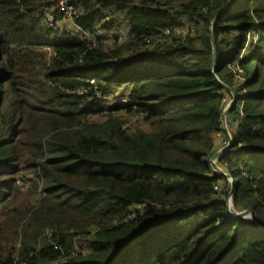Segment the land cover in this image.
<instances>
[{
  "label": "trees",
  "instance_id": "1",
  "mask_svg": "<svg viewBox=\"0 0 264 264\" xmlns=\"http://www.w3.org/2000/svg\"><path fill=\"white\" fill-rule=\"evenodd\" d=\"M228 2L0 0V264H264V0ZM231 89L218 161L263 227L215 189Z\"/></svg>",
  "mask_w": 264,
  "mask_h": 264
},
{
  "label": "rangeland",
  "instance_id": "2",
  "mask_svg": "<svg viewBox=\"0 0 264 264\" xmlns=\"http://www.w3.org/2000/svg\"><path fill=\"white\" fill-rule=\"evenodd\" d=\"M58 10H59L58 11L59 14H58V17H56L55 19L53 17H51L47 13L48 14L47 15L48 16L47 21L51 22V28L62 29L63 31L76 33L77 31L73 28L74 25H73L72 20L70 18V14H69L70 10L65 8V4L63 2H60V4H58ZM60 14H62V15H60ZM108 20H109V18L107 17V19H105V22H107ZM121 30L122 29H120L119 31H116L115 33L117 35L119 34L120 36H123V34L121 33ZM103 33L104 32H101L102 35H100V38H103L102 41L104 42V41H106L107 37ZM109 40L111 42V39H109ZM109 40L107 39V41H109ZM231 93H232V99L228 100L225 103L224 110H226L228 108V106H230V103L233 100H235V98L237 97L235 95V91H233L232 89H231ZM234 95H235V98H234ZM106 98L110 100L111 97L108 96ZM115 102H117V104H129V102L127 101L126 98L120 99V100L119 99L113 100V98H111V102H109L108 104H109L110 107H114V106H117V105H114ZM229 110L227 111V113L225 115V124H223V121H222V125H221L222 132H223L222 134L223 135L222 136H215L216 137L215 140H216L217 149H216L214 155H217L222 150V146H223V143H224V142L222 143L223 138H225L229 142L226 145V147L230 145V140H232V134L234 133L235 128L238 125L239 119L243 116L242 111L239 110L238 116H236V118L233 120V127L229 128V121L227 119ZM118 116L125 122V127L126 128H129V129H133V128L145 129L146 126H147L146 124H143L140 119H138L137 115L135 116V115H131V114H128L126 112L121 111V112H119ZM211 162L213 163V165L210 164L212 172H215L216 174L224 176L225 179H226L225 181L221 180L219 182L217 192L219 193L218 196H219L220 199L225 198L227 213L229 212V214L235 216L238 213L244 212L245 210H243V211H235L234 208H233L232 199L229 196L225 197L224 193H223V191L225 189L231 190V188H234V180H233V178H231L227 174V172L225 170V167L221 166L219 164L218 160L212 159ZM213 166H214V168H213ZM13 176H15V174ZM27 177L30 178V176H27ZM19 185H21V184H19ZM30 186H31V184L28 182V183L25 184V186L22 187V189L29 188ZM31 200L33 202H35L37 199L35 197H32ZM243 219H250L249 215L246 218H243Z\"/></svg>",
  "mask_w": 264,
  "mask_h": 264
},
{
  "label": "water",
  "instance_id": "3",
  "mask_svg": "<svg viewBox=\"0 0 264 264\" xmlns=\"http://www.w3.org/2000/svg\"><path fill=\"white\" fill-rule=\"evenodd\" d=\"M230 2H231V0H229L228 5L230 4ZM213 63H215V60H213ZM221 85L224 86L223 84H221ZM224 87L226 88V86H224ZM234 98H235V95H234ZM234 101H235V100H233V101L230 103V106H228V108H227L226 110L223 111V114H222V121H223V124H225V115H226L227 111L231 108V106L233 105ZM231 142H232V140H230V143H231ZM229 147H230V145L227 146V147H225V148H223V149H222L217 155H214V156L210 159V164L213 165V163L211 162L212 159L219 158L224 152H226V151L229 149ZM213 168H214V166H213ZM233 189H234V188H231V190H230V192H229V194H228V196H229L230 198H231V195H232ZM228 214H229V212H228ZM229 215H230V216H233V215H231V214H229ZM248 215H249V218H250V219H251L256 225H258V226H260V227H263L262 224H261V222H260V220H259V219L253 214V212H251V211H244V212H242V213H238V214H236V215L233 216V217L246 218Z\"/></svg>",
  "mask_w": 264,
  "mask_h": 264
},
{
  "label": "built area",
  "instance_id": "4",
  "mask_svg": "<svg viewBox=\"0 0 264 264\" xmlns=\"http://www.w3.org/2000/svg\"><path fill=\"white\" fill-rule=\"evenodd\" d=\"M65 8H67L66 6H65ZM67 9H69V8H67ZM186 29H188V28H186ZM121 33L123 34V32H122V30H121ZM106 37H107V39L109 40V39H113V38H117L118 40H121V38L123 37V36H120L119 34L117 35L115 32L113 33V34H105V33H103ZM102 35V34H101ZM102 40H103V38H101ZM107 39H106V41H107ZM106 41H104V42H106ZM109 42H110V40H109ZM216 136H220V134H216ZM224 142V143H223ZM222 143H223V146H222V149L223 148H225L226 147V145L229 143L225 138H223V140H222ZM215 160H218V158H215ZM215 189L217 190L218 188L217 187H215Z\"/></svg>",
  "mask_w": 264,
  "mask_h": 264
}]
</instances>
